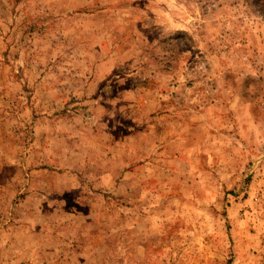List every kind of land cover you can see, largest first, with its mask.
I'll return each instance as SVG.
<instances>
[{
    "label": "rangeland",
    "instance_id": "374dc122",
    "mask_svg": "<svg viewBox=\"0 0 264 264\" xmlns=\"http://www.w3.org/2000/svg\"><path fill=\"white\" fill-rule=\"evenodd\" d=\"M0 0V264H264V11Z\"/></svg>",
    "mask_w": 264,
    "mask_h": 264
},
{
    "label": "trees",
    "instance_id": "16d2710c",
    "mask_svg": "<svg viewBox=\"0 0 264 264\" xmlns=\"http://www.w3.org/2000/svg\"><path fill=\"white\" fill-rule=\"evenodd\" d=\"M246 2L250 3L251 5L257 7L256 11H264V0H245Z\"/></svg>",
    "mask_w": 264,
    "mask_h": 264
}]
</instances>
